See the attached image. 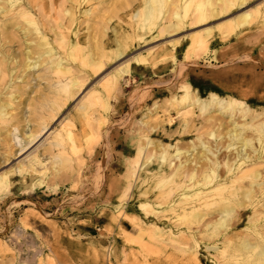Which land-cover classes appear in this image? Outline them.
Instances as JSON below:
<instances>
[{
  "label": "rangeland",
  "instance_id": "rangeland-1",
  "mask_svg": "<svg viewBox=\"0 0 264 264\" xmlns=\"http://www.w3.org/2000/svg\"><path fill=\"white\" fill-rule=\"evenodd\" d=\"M21 1L28 6V0ZM33 1L37 2V6L34 9L30 7V14L35 16L41 32L47 33L56 49V57L57 54L64 57L73 75L81 79L83 85L81 91L65 100L64 93L57 92L60 84L56 83L55 75L48 71L44 63L47 55L38 59L39 66L27 70L25 74L16 69L18 65L12 70L11 86L0 85V106L7 102L11 105L4 107L7 112L3 117L5 121L0 122V175L5 174L0 182V264H254L253 251L240 254L234 248L241 240H246L247 245L259 247L257 250L260 251L261 245H264V234L255 232L257 228H237L234 224L226 232L221 230L219 235H207L203 231L206 229L203 223L186 230L190 219L177 218L181 209L177 208L175 212L166 210V202L172 198V194L165 190L170 184L166 182L170 181L168 178L173 169L168 167L167 162L162 165L166 182L158 185L154 172L159 164L161 148L173 151L167 144L184 152L197 142L199 133L202 137L206 136V129L214 123H224L220 128L223 133L232 127L229 117L212 109L208 113L211 123L203 115L200 116L202 123L208 122L206 125L209 126L182 128L184 123L180 114L183 111L194 115L198 113L194 105H189L190 101L181 104L172 101V97L179 96L183 89L189 93L196 89L200 96L215 90L244 102L242 106L251 110L264 107V17H259L255 11L257 8L259 11L264 9V0H246L245 4L202 24H186V28L155 38L151 37L156 34L153 33L155 29L147 33L146 29L137 28L136 21L131 18L141 0ZM0 3L3 5L4 0ZM70 8L76 10L77 20L72 27L78 31L74 40L81 47V56L89 54L93 60H98L102 49L110 48L113 28L143 36L134 37L120 58L113 61L101 58L104 66L99 72H91L89 66L81 65V61L77 60L80 54L73 60L69 59L66 47L53 41V32H58L68 20L63 11ZM84 8L92 9L86 16L79 15L78 9ZM246 11H255L251 14V22L236 27L239 16ZM102 12H107L108 16ZM0 27V35L3 32L9 36H0V49L11 54V58H18L17 63L25 59L24 51L30 50L31 57L38 55L34 46L37 37L35 34L25 35L22 29L27 26L23 19L14 14L4 16L0 12ZM205 28H212L213 31L204 33L202 30ZM93 43L96 45L93 46ZM148 54L149 61L143 65L131 61V66H137L140 71H134L131 77L126 76L129 81L121 80L119 87L112 92L104 89L102 78L119 63L136 55ZM9 64V68L15 66ZM182 86L185 88H180ZM94 92L101 95V102L92 103L85 99ZM10 93L15 97L10 98ZM59 97L63 105L52 121L50 114ZM85 105L87 108L83 110ZM236 114L234 120L242 122L238 111ZM169 118L170 123L167 122ZM46 122L52 131L21 152L20 146L28 141L27 134L38 133ZM64 128H71V140ZM197 129L201 132L198 133ZM12 134L21 139V145L11 139ZM147 138L153 144L138 156L137 149L146 143ZM223 150L218 153L222 154L220 157L224 155ZM196 151L200 153L199 147ZM150 153L153 154L150 165L141 173L136 167L134 176H131L129 171L135 167L136 160L140 164ZM33 154L40 163L31 159ZM185 155L182 153L180 160L171 158L172 162L177 165L185 160ZM262 158L258 165L264 176ZM201 163L193 159L185 167L190 172V166L199 169L205 165ZM177 179L174 177L175 181ZM184 180L186 184L190 182L187 177ZM143 192L144 195L141 194ZM139 201H146L151 207L148 206L145 211L138 207ZM190 204L188 201L181 206L188 208ZM213 208L214 205H210L202 211L207 213ZM256 209L261 211L259 205ZM236 211V216L244 217L251 214L253 208L240 207ZM157 231L162 234L161 240L155 237ZM191 231L198 241L197 246L190 239ZM169 232L177 239L171 240L167 235Z\"/></svg>",
  "mask_w": 264,
  "mask_h": 264
},
{
  "label": "bare ground",
  "instance_id": "bare-ground-1",
  "mask_svg": "<svg viewBox=\"0 0 264 264\" xmlns=\"http://www.w3.org/2000/svg\"><path fill=\"white\" fill-rule=\"evenodd\" d=\"M27 2H28V6L26 7L24 6L25 4H23L24 2L21 0H4L3 5L0 3V12H3L4 16L14 14L20 17L21 19H23V22L27 26L26 29H22L25 35L35 34L37 37V42L34 44V46L36 47L35 53L38 55L36 57H31L30 50L28 49L29 51H26V52L24 51L25 59L23 60V62L17 63L18 58L16 57L11 58L12 57L11 54H10L11 55L10 57L8 53L0 49V85H3V86L6 85L7 87L11 86V82L13 80L12 70H14L15 67H17L18 65L19 67L16 69L21 70L22 74L23 73L25 74L26 72H28L27 70L35 67L36 65L39 66L37 64L38 59H40L44 55H47L46 57L44 56L45 57L44 63L46 62V67L48 71H50L52 74L55 75L57 79L56 83L60 84L57 87V90H58L57 92H63L65 96V100L70 97H73L76 92L77 93L79 92V90L81 89L83 85V82L81 81V79L77 78V76L73 75V71L71 70V67L66 64L65 60L63 59L64 57L63 58L59 57L58 54L56 57V54L54 52V50L56 49H54L51 42L49 41V38L47 37V33L41 32L35 16H32V14H30L31 13L30 7L34 9L33 7H35V5L37 6V2L36 4L34 1L32 2V0H28ZM245 3H246V0H141L139 7L132 13L131 18L136 21L134 23H137L135 24V26L137 25V28L146 29L147 33H149L152 29H155V32L153 33H156V34L151 36L152 38H155V37L163 35V33L177 32L183 29L186 26V24L188 25L202 24L211 18L218 17L226 13L227 11H230L235 6L239 7ZM80 4L82 3L80 2L79 5ZM113 5L111 4V6ZM111 6H108V7H111ZM62 9L63 8H61V10ZM91 9L90 8L88 9L84 8L82 10L78 9V13L79 15L86 16L91 12ZM101 10L104 11L103 9ZM255 11H257L256 13L259 14V17H264V9H261L259 11V8H257ZM255 11H252V12L246 11L241 16H239V21L236 24V27L249 24L251 22V19H250L251 14ZM60 12L61 11H59V13ZM63 12L65 13V16L68 20L65 21L66 24L63 23L59 27L60 30H58V32H55V33L53 32V36H54L53 41L58 46L66 47V57L73 60L76 58V55L81 53L80 45L78 44L76 40H74L77 37L78 31L74 29V26L72 27V25L77 20L76 10L74 8H70V9H65ZM102 13H105V12H102ZM105 14L107 15V12ZM100 16H102V14ZM126 18L129 19L128 17ZM54 21L55 20H53V22ZM98 21L101 22L100 20ZM7 22L9 23V21ZM10 23H13V21L10 20ZM82 24L85 25L86 23H82ZM98 24L96 23V25L100 26V23ZM5 25L6 24H4V26ZM93 27L94 26H92V28ZM0 28L2 29V27ZM202 31L204 33H211L213 30L212 28H205ZM111 33H112V38H111L110 48H108L107 50L103 48L100 54L101 56L98 60H93L91 56H88L89 54L88 55L82 54V56L80 54L79 58L81 60L80 59H77V60L79 62L81 61L80 62L82 63L81 65L89 66V70H91V72L92 71L99 72V70L104 66V65L102 66L103 62L101 58H107L108 60L120 58L124 54L125 50L129 47V44L133 40L134 37L141 38L143 36V34H135L134 32L132 33V32L124 31L121 29H116V28H113ZM194 33H197V32H194ZM95 34L94 36H96ZM9 35H11V33ZM0 36L9 38V36L3 32H1ZM143 41L142 43H144ZM30 42H28L27 44H30ZM94 44L95 43H93V46ZM0 47H1V38H0ZM185 48L187 49L188 47L185 46ZM93 51L94 49L92 50V52ZM64 54H65V51H64ZM95 55H94V58H96ZM147 56H149V54L139 55V56L136 55V56H133L131 60H125L124 62L119 63L115 68H113L112 72H110L109 74H106L102 78L101 81H103L102 83H103L104 89L107 92L115 91L117 87H119L120 85L119 83L121 80H124V82H126L128 80V79L127 80L125 79L126 76L131 77L134 71H140V69L137 66L135 67L131 66V61H133L136 65L138 64L143 65L149 61V57ZM66 57L65 59H67ZM21 58H19L20 61H22ZM9 63L15 66L9 68L8 66L10 65ZM95 74L96 73H94V75ZM60 77H62V79ZM15 78H19V76H16ZM180 88H185V86H182ZM91 93L87 95V97L85 96V99H88L90 102L93 101L92 103H95V101L101 102V95L99 93L98 94H95V92L93 94ZM83 96L84 94L80 97V101ZM9 97L13 98L15 97V94L10 93ZM172 99H173L172 101L178 104H181L183 102L185 103L186 101H190L189 105H194L197 108L198 113L196 115L186 110L183 111L184 113L180 114L181 120L184 123V127L182 128L184 129L196 128L198 126L202 127V125L208 124V122H210L208 121V119H211L210 118L211 115H208V113H210L212 109H215L217 113L221 114L222 116L226 115L227 117H229L231 120L230 125H232V127L231 128L228 127L223 133L220 131V128L224 125V123L216 122L214 123L215 125H212L210 129L205 128L206 131L207 130L208 131L207 132L205 131L206 136L204 137L200 136V133H199L200 130L197 129L199 133V136L197 137L195 136L197 138V142H193V143L191 142L192 144L190 148L185 150L184 152L180 150L177 146H173L172 144H167L168 147L173 148L172 152H169L166 148H161L160 152L158 153V160H159L158 167H156L155 172L153 171L154 175L158 177L156 180L157 185L166 182L164 180L165 177L163 176L164 169L162 168V165L166 164L167 162L168 167L170 169L171 168L173 169L172 174H170L169 176L170 178H168L170 179V181L166 182L168 184L170 183L169 187L164 185L166 186L165 190L167 191V193L172 194V198L170 200L168 199L169 201L167 200L166 202V210L167 211L171 210L175 212L177 208H180L181 212L177 214V218L188 219V220L190 219V222L188 221L189 223L187 224V226L185 224L186 230H191V228L193 227L192 225H199L203 223L202 225L206 228L203 231L206 234L212 233L213 235H219V233L222 232L221 230H224V232H226L229 226H231V224H234L237 228L254 227V228H257L255 232L259 231L258 234L260 235L264 234V176L261 175V172L259 170L260 166L258 165L259 160L262 158V152H264V117L260 118V115L264 116V107H262L261 109L251 110L250 107L242 106L244 102L243 103L240 102L239 100L232 97L231 95H226V94L221 95L219 92L215 90H209L206 96H200L197 93L196 89L192 90L190 93L187 90L183 89V92H181L179 96H174L172 97ZM7 105H10V103L7 102L5 105H2V107L0 106V122H2V120L5 121L3 117L7 112L5 111L6 109L4 107H6ZM62 105L63 104H61V98L59 97V100L54 102V106L52 108V112H53L52 115L50 114L52 121L55 119V116H56L55 114L62 107ZM235 106H238V108H235ZM82 108L83 110H85L87 106L85 105ZM237 111L242 121L240 123H238L239 122L238 120L236 119H235L236 121L234 120V115L236 114ZM202 115H203V118L206 117L205 119H207L208 121V122L206 121L207 122L206 124L202 123L203 120L200 118V116L202 117ZM167 122L170 123V118L167 120ZM206 126H209V125H206ZM69 129L64 128V132L65 134H67V137H69V139L71 140L72 139L71 131ZM51 131L52 129L50 130V128H48V122H46L42 124L41 129L37 131L38 133L34 134L33 132H30L27 134V136L25 135L28 138V141L24 145L23 144L21 145V139H19L18 136H16L15 134H14L15 136L12 134L13 136L11 139L14 138L16 140V143L18 142V145L19 144L21 145L20 151L22 152V150L29 148L31 145H34L35 143L38 142L39 139H41L42 137H45L46 134L50 133ZM247 131H250V133H247ZM57 135H60V133H58ZM59 142L61 143V141ZM150 144H153V142L150 138H147L146 143L143 146L138 147L137 149L138 156L140 155V153H142L143 155ZM197 147H199L200 153H197L196 151ZM221 149H224L223 150L224 155L222 157H220L222 154L218 155ZM182 153L186 154L185 160L180 161L177 163V165H175L172 162L171 158H179ZM152 155H153L152 153H150L147 156L145 155L144 161L142 163L140 162V164L137 159L135 162L137 166L134 165L135 167H132L130 169L129 174H131V176L133 174L134 176L137 168H138L137 172H139L140 170V173L143 170H145L146 167H148L151 163V160L153 158ZM31 159L34 162L40 163V160H38L34 154L31 157ZM193 159H198L200 163L202 162L201 164L204 163L205 165L201 166L199 169H195L196 168L195 166H194L195 168H193V165H192L190 166L192 169L189 172L188 169L185 167V165L186 163L191 162V160ZM141 166L142 168L140 169ZM19 167L21 168L20 165ZM32 169L34 172L36 171V168L32 167ZM197 171H199V173ZM6 172L7 171H5V173ZM2 175L3 174L0 175V182H2V180L5 177V174L3 176ZM174 177H178L179 179L175 181ZM185 177H187L190 181V182L188 181L189 182L188 184H186L184 180ZM157 185H154V186H157ZM172 191H175V193H173ZM258 193H260V195H258ZM141 194L144 195L145 193L143 192ZM175 196L176 198L174 200L173 197ZM259 198L261 200H259ZM188 201L192 203V205L190 204L188 208H184V206H181L182 203H185ZM137 205L138 207L144 208L145 211L147 210V208L151 207L149 206V203L146 201H139ZM210 205L211 207L212 205H214V208L208 211L207 213L202 211L204 208H207ZM258 205L261 207V211H258L256 209ZM240 207L242 208L251 207L253 208V211L251 212V214H247L244 217L239 216V215L236 216V212H237L236 209ZM213 216H215L214 219H212ZM131 218L134 219L133 216ZM205 219L206 221H204ZM151 225H154V224H151ZM191 233H192L191 234L192 237L190 239H193L194 245L197 246L198 241L196 240V237L193 231H191ZM167 235L169 236L171 240L177 239L175 236H172L174 234L170 232ZM155 237L156 239L161 240L162 234H160V232L157 231L155 232ZM224 239L228 240L227 237H225ZM247 244L248 243L246 242V240L244 241L241 240V242L237 244V247L234 248V251L240 254L253 251L254 264H264V245H261L262 248L260 247L261 249L259 251L257 250V248L259 247H251L250 245H247ZM213 246H216V245H213ZM194 258H196L197 263H200V260L197 258V256H194Z\"/></svg>",
  "mask_w": 264,
  "mask_h": 264
}]
</instances>
